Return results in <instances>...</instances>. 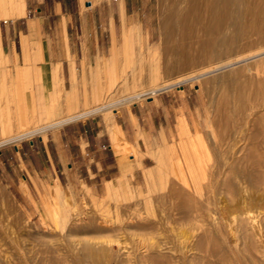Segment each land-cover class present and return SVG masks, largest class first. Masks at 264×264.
I'll return each mask as SVG.
<instances>
[{"label": "rangeland", "instance_id": "1", "mask_svg": "<svg viewBox=\"0 0 264 264\" xmlns=\"http://www.w3.org/2000/svg\"><path fill=\"white\" fill-rule=\"evenodd\" d=\"M188 3L187 0H175V2L174 0H158V19L156 17L154 21L159 23V31L154 33L153 40L147 44L149 47H136V50L149 51V55L147 53L144 61L140 63L131 62L127 77L105 79L104 81L107 84L111 83L112 86L108 88L107 96L100 104L87 108L102 106L113 112L120 107L144 104L137 112L143 115L140 122L141 125H145V138L154 141L148 145L144 143L141 145L144 154L148 155L144 160L146 171L139 169L132 175L124 176L123 179L114 178L108 189L102 188L101 184H95L94 191L88 189L64 191L53 182H49V176H46V181L41 182L38 176L33 174L31 167H37V159L31 153L29 154L33 151L29 141L46 137L50 130L60 125L51 126L46 130H42V127L54 124L65 117L69 118L72 114H75L72 116L75 118L66 123L81 121L93 115H100L103 109L76 118V115H79L76 113L82 112L77 111L63 116L64 118L49 121L46 125L37 124L33 127L18 129L17 124L21 114L19 84L14 78L13 70L8 68L0 58V248L8 253L11 251L9 254H13L12 264L13 262L19 264L21 260L23 264H31V262L37 264L44 249V254L57 251L58 254H65L69 258V254L76 251L75 249L80 252L83 250V240L94 239L91 242L93 241L97 248L108 249L111 246L117 248V241L112 243L109 241L115 239L123 241L129 235L136 237L135 239L145 236V246L151 241L159 242L160 240L163 250L168 252L166 238H175L177 234L184 237L188 234L189 247L192 246L191 250L197 252L196 243L202 232L199 223L202 225V222L195 219L193 225L189 223L181 210H176L179 209L176 207L179 204L177 202L180 201L174 191L175 186H182L181 188L199 199L204 196L207 175L216 168L213 166L217 159L216 154H223L228 162L250 160H248L252 145L250 135L254 129L253 118L256 115L254 101L264 99V39L258 40L253 34L241 36V29H233L229 20L233 18V12L235 13L234 4L230 9L232 11L228 12L227 20L221 25L222 28H218L217 22L213 21L214 24H212L216 27L209 32L210 41L202 30H197V35L193 39L189 36L188 25L182 24L176 28L172 25L174 12L179 10L182 14L186 13L189 9ZM22 4L23 0H0V22L3 23L4 20L10 22L14 19ZM32 9L31 14L38 13L34 7ZM165 17L168 21L163 29L161 22ZM233 36L234 38L237 36L236 40L231 39ZM163 39L167 43L164 48L161 46ZM197 39L199 42H196ZM194 42L196 46L193 54H196L197 60L188 62L186 65L184 59L188 57L189 43ZM225 77L228 86L226 82L223 83ZM249 77L251 80L255 78L254 82L258 80L261 94H255L256 91H254L250 98L252 100L249 99L248 105H245L250 107H242L241 110L237 96L247 88L253 91L249 86V83H252ZM238 83L243 84L241 86ZM222 87L224 89L226 87L231 98L226 107L227 114L231 113L230 117L234 115V120L241 117L239 121L235 120L236 123L229 121V125L226 121L222 124L215 122L219 120L217 113L219 112L217 106L221 108L218 104L219 100L226 90ZM237 88L239 89L234 90ZM261 110L260 108L259 111ZM235 112L239 115L235 116ZM216 114L218 118H215ZM33 129L36 131L31 132ZM18 135L21 136L4 143V140ZM218 136L223 138L220 139ZM17 151L20 154L17 155ZM131 154H137V152L132 150ZM226 166L221 170L222 177L227 173ZM232 177L230 178L231 181L235 180L234 183L241 182V177ZM236 177L240 179L237 180ZM19 186H22V190ZM259 192L260 190L255 191L256 194ZM261 202L256 209L258 227L244 215L245 223H242V227L237 225L235 231H231L230 226L221 216L222 201L219 200L218 205H210L211 213L218 216L217 221L223 234H227L228 238L231 236L229 234H239L238 242L242 249L249 241L242 233L251 234V239L255 241L257 247L251 251L259 256L264 255V208L261 207ZM197 211L199 210H195L196 214ZM214 234L219 233L214 232ZM114 236L116 237L113 239ZM129 244L132 242L127 245ZM228 244L233 246L231 239H228ZM51 247H55V249L52 248L54 251ZM48 249H50L49 252ZM137 251L139 250L121 253L119 258L115 255L112 264H119V262L120 264H129V262L144 264L141 257L146 252ZM34 252L38 254L33 255ZM239 252L241 258L247 257L242 251ZM139 256L140 258L137 259ZM26 257L30 258L27 260ZM130 257L131 260H129ZM70 260L73 262V257H70ZM149 262L145 264H152ZM238 262L241 263L239 260Z\"/></svg>", "mask_w": 264, "mask_h": 264}, {"label": "crops", "instance_id": "2", "mask_svg": "<svg viewBox=\"0 0 264 264\" xmlns=\"http://www.w3.org/2000/svg\"><path fill=\"white\" fill-rule=\"evenodd\" d=\"M157 6L158 0H23L14 19L0 22V58L21 94L18 129L95 109L87 108L112 87L104 80L127 77L131 62L149 55L136 47H149L159 31ZM143 105L102 108L100 115L66 123L75 118L70 115L46 137L29 141L37 159L33 174L74 192L94 191L95 184L108 189L114 178L146 171L141 145L154 141L140 122Z\"/></svg>", "mask_w": 264, "mask_h": 264}, {"label": "bare ground", "instance_id": "3", "mask_svg": "<svg viewBox=\"0 0 264 264\" xmlns=\"http://www.w3.org/2000/svg\"><path fill=\"white\" fill-rule=\"evenodd\" d=\"M187 1L189 2L188 3V6H189L188 11L186 13H183V14L180 13L179 10L175 11L173 14L174 21H173L172 25L175 28L181 26L182 24L188 25L189 36L193 37V39H194V36L196 37V35H197L196 34L197 30H202L207 34V39H209V41H210L209 32L211 31V29L213 27H216L215 25H213L214 24L213 21L217 22L216 25L218 26V28L221 27V25L224 23V21L227 20L226 18L229 15L228 12L232 11V10H230L232 4L235 5V13L233 12L234 16L232 14L233 18L229 20L230 21L229 24L232 25L233 29L234 30L241 29L240 30L242 32L241 36L246 35V34H253V35L257 36L258 40L264 39V0H245V1H242V0H187ZM174 2H175V0H174ZM7 4H8V2H7ZM171 17H172V15H171ZM167 21H168V19L166 17L163 18V20L161 22L163 29L166 27ZM199 32H201V31H199ZM198 37H200V35ZM236 38H237V36H236ZM236 38H234V36H233V38H231V39L236 40ZM193 41H195V40H193ZM196 42H199V40L197 39ZM165 44H167V43L165 42V39H163L161 42L162 48H164ZM170 45H171V43H170ZM167 46L169 47V45H167ZM183 46H184V44H183ZM195 46H196L195 42L191 43V44L189 43V53L187 54L188 57H186V59H184L185 60L184 63L186 65L188 62H195L197 60L196 54L195 55L193 54V52H194L193 49H195ZM168 47H167V49H168ZM246 49H248V48H246ZM229 51H232V50H229ZM205 57H206V55H205ZM201 60H202V58H201ZM191 77L193 78V76H191ZM196 77H197V75H196ZM226 77L223 79L224 84L226 82L225 81ZM253 79L255 80V78H252V80H251V78L249 79L252 83H249L250 81L248 82L250 84L249 86H251L250 88H252L251 90H253V91L251 92L249 90V88H247V90H249V91H247L246 89L245 90L242 89L243 91L240 93V95L238 94V96H237V97H239V104L237 102H236V104L239 105V109H241L242 107L243 108L244 107H250V106H245V105H248L249 99L252 96L251 94L255 93L254 91H256L255 94H261L260 85L258 84L259 83L258 80H256L254 82ZM259 79H260V77H259ZM263 79H264V77H263ZM246 83H247V81H246ZM242 84H241V86H242ZM227 86H228V83H227ZM226 87H225V89H226ZM246 87H247V85H246ZM242 88H245V87H242ZM238 89L239 88L234 89V90H238ZM151 90L153 91V89H151ZM259 90H260V92H259ZM224 93H225L224 95H222L223 93L221 94L223 97L221 96V100H219L220 102L218 103V104H220L221 108H218V106H217V111H219V112H217L219 118L217 117V114H216L215 118H218L219 120H217L215 122H219L222 124L223 121H226V122H228L226 124L229 125V121L232 123H234V122L236 123L237 121H235V120H237L238 118H236L234 120L233 119L234 115H233V117H230L231 113L227 114V112H226L227 108L226 107H227V104L229 103V101L231 100V98L228 95L227 89L225 90ZM235 93H237V92H235ZM237 97H236V99H237ZM253 98H254V96H253ZM258 98H259V96H258ZM250 100H252V99H250ZM257 101H258V99H257ZM20 102H21V100H20ZM254 103H255L254 108L256 109V110L255 109L254 110L256 111V115H255V118H253L254 119V122H253L254 129L252 128L253 130H252L251 135H250L251 139H252V141H251L252 145L250 146V151L248 153V160L250 159L249 161H251V162H249V161L246 162L247 160L244 162H241L239 160H233L231 162L230 161L231 159L229 160L230 162H228V159L226 160L225 156L223 154H216L217 159H216L215 163L213 164V166H215L216 168L213 171L210 169L212 172L210 173V175H207V179H206V182L204 184V190H205L204 196L199 198V199L193 197L191 195L192 193L190 194L185 189L181 188L182 186L181 187L175 186L176 188L174 191L177 194L176 196H178L179 201H180V202H177V203H179L178 207L174 206L176 208H179L176 210H178V211L181 210L185 214V218L189 221V223H191L193 225L195 223L194 222L195 219H198L202 222V225H200V223H199V226L201 227L202 232H201V234H199L198 241L196 243L197 252L191 250L192 246L189 247L188 243L190 242L189 241L190 239H189L188 234H187V236H184V237L179 236L177 234L175 236V238H172V239L166 238V241L168 243V247H167L168 252L167 251L165 252V250H163V244L161 243L160 240H159V242L158 241H156V242L151 241L150 244H147L145 246V243H146L145 236L141 237V238H139L140 237L139 236L138 239H135L136 237L134 238V236L129 235L126 237L125 240L123 239V241L120 239H117V240L115 239V240L109 241L110 243L117 241V248H114L113 246H111L108 249L97 248L92 243L93 241L91 242V240H94V239L90 238L91 240H83L82 241L83 242V250L80 249L81 252L77 251V249H75V250L78 253H76V251H74L71 254H69V252H68L69 256L73 257V260H72L73 262H71V260L69 261L70 257L68 258L65 254L61 255V254H58L57 251H54L52 248L55 249V247H51V249L54 252L48 253V254H46V253L44 254L45 249L44 250L42 249L43 254L41 253L42 255H41V257H39L40 260L38 258V261H40V263L37 261V264H79V263H84V264H112V263H114L113 261H114L115 255L116 256L118 255V258H119V255L121 253H126V252L129 253L135 249L139 250L142 253L146 252L144 254V256L141 257V260L144 261L145 263H147V261H150V262H152V264H248V262H249V264H264V255L259 256V255H257L256 252L251 251L253 248L256 247L255 241L253 239H251L252 235L248 234V233L247 234L242 233V235H244L246 237V239H249V241L245 243V247H244L245 249L244 248L242 249V247L239 246L240 244L238 242L239 234H229V235H231L229 238H228L227 234H223L222 228L219 225V222L217 221L218 216L214 215V213L212 214L211 208H210L211 204L215 205V204H217V202H219V200L222 201L223 206L225 205V207L221 206L222 207L220 209L221 216H222V218H224L226 220L225 222L230 226L231 231H235L237 225L242 227V223L244 222V219H245L244 215H246L247 219L252 220V223L256 224V226L258 227L259 223L258 224L256 223L257 219H258L256 209H257V206H258L260 201H262L261 207L264 208V206H263L264 205V173H263L264 171H262L264 168V99H263V101H258V102L254 101ZM260 108L262 109L261 111H259ZM95 109L96 110L102 109V106H97ZM95 109H91L90 111L82 112L79 115H83V114L93 112ZM237 114H238V112H237ZM237 114L235 112V116H237ZM241 114H242V112H241ZM79 115H76V116H79ZM239 119H241V117H239ZM239 119H238V121H239ZM67 120H69V118H65V119H62V120L54 123V124L52 123L46 127H42L43 128L42 130H46L51 126L60 125ZM231 125L233 126V124H231ZM15 127H16V125H15ZM218 129H219V127H218ZM226 130L228 131V128H226ZM35 131H36V129L31 130V132H35ZM230 131H232V130H230ZM19 136H21V135L15 136V137L10 138V139H6V140H4V143L9 142L11 140H14L15 138H17ZM221 137H219V138L221 139ZM224 166L227 167V173L222 177L221 176V170L223 169ZM249 167H252V168H249ZM250 169H252V170L249 172ZM231 176L241 177L242 178L241 182L240 183H234L235 180L233 179L234 181L233 180L231 181V178H230ZM235 179H237V177ZM239 179H237V180H239ZM183 186H185V185H183ZM259 190H260V192L256 194L255 191H259ZM195 210H199V211H197L198 212L197 214L195 213ZM212 210L215 211V209H212ZM248 227H249V225H248ZM193 228H195V226ZM248 231H249V229H248ZM214 232H218L219 234H214ZM115 237L116 236H114L112 238L114 239ZM97 239H99V238H97ZM228 239H231V241L233 242V246H232V244H228ZM80 242L81 241H79V243ZM104 242H106V241H104ZM104 242H102V243H104ZM131 242H132V244L127 245L128 243H131ZM107 244H109V243H107ZM49 250L50 249H48V252H49ZM56 250H58V249H56ZM67 250H69V249H67ZM246 250H248V251H246ZM139 251H137V252H139ZM239 251H242L247 257L241 258L240 257L241 253ZM12 252H14V251H12ZM9 253L1 250V248H0V264H12V260H13L12 255L13 254H9ZM132 253H134V252H132ZM239 253H240V255H239ZM17 254H19V253H17ZM20 254L22 256V253H20ZM37 254L34 252L33 255H37ZM25 256H26V254H25ZM22 257H19V258H22ZM26 258L28 260L30 257L29 258L26 257ZM118 258H116V260H119ZM135 258H137V257H135ZM139 258H140V256L137 259H139ZM246 259L249 261L247 262ZM31 260L32 259H30V261ZM129 260H131V257L129 258ZM238 260L241 261V263L238 262ZM30 261H28V262H30ZM34 261H35V259L33 260V263H34ZM76 261H77V263H76ZM137 262H139V260ZM13 263L15 264V262H13ZM21 263L23 264L22 260H21ZM21 263L19 262V264H21ZM130 263H132V262H129V264ZM16 264H18V263H16ZM31 264H32V262H31ZM119 264H120V262H119Z\"/></svg>", "mask_w": 264, "mask_h": 264}]
</instances>
